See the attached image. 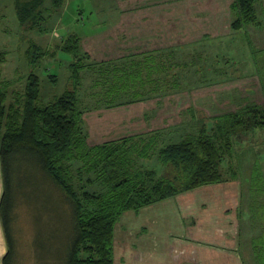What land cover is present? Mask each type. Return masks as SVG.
<instances>
[{
  "label": "trees",
  "instance_id": "obj_1",
  "mask_svg": "<svg viewBox=\"0 0 264 264\" xmlns=\"http://www.w3.org/2000/svg\"><path fill=\"white\" fill-rule=\"evenodd\" d=\"M46 1L15 0L22 29L38 30L48 10ZM63 2L50 3L57 10ZM255 2L234 1V30L256 21ZM58 49L73 57L68 64L70 87L47 104L41 101V77L33 71L47 50L35 42L29 44L26 54L32 70L10 102L8 92L1 87L6 52L0 51V158L4 182L0 216L8 243L3 264H15L16 260L14 221L18 203L31 213L33 194L36 217L46 213L48 219L57 217L46 206L42 212L36 191L44 190L52 197L49 201L53 205L56 202L61 210V226L69 224L68 240L63 243L66 249L58 255L61 264L62 260L64 264H114V228L122 214L184 191L226 181V157L249 134L264 130V105L248 103L234 112L216 115L209 127L201 119L197 128L163 145H159L156 136L145 140L142 135L90 145L82 126L85 72L95 76L93 94L106 97L107 107L149 98L161 87L177 89L182 80H178L173 69L176 64L171 65L170 57L149 55L88 63L79 38L73 34L63 39ZM47 78L54 86L58 82L54 73ZM148 82L154 87L147 89ZM154 156L170 169L158 172L146 167L145 162ZM261 204L251 198L248 206L251 225L256 230L251 239L257 249L256 264H264V214L256 212V208L264 206Z\"/></svg>",
  "mask_w": 264,
  "mask_h": 264
},
{
  "label": "rangeland",
  "instance_id": "obj_2",
  "mask_svg": "<svg viewBox=\"0 0 264 264\" xmlns=\"http://www.w3.org/2000/svg\"><path fill=\"white\" fill-rule=\"evenodd\" d=\"M50 2L47 0L44 4L48 10L44 12L45 19L38 30L27 31L20 26L15 0H0V51L6 52V59L1 66V87L8 92L7 102L12 100L19 88H23L26 77L32 70L26 54L31 42L37 43L44 50L58 53L57 58L45 56L33 68L41 77L42 103H49L70 87L68 64L73 60L72 55L59 52L56 45L61 43L62 36H67V31L62 29L65 11L75 8L78 3L71 2L63 11L61 8L58 10L52 8ZM231 12L232 15L225 16L222 21L223 30L219 34L222 35V39L212 36L213 39L201 40L173 51L171 65L176 64L173 69L179 77L178 80L181 78L183 85L177 89L161 87L158 91L151 92L152 99L141 103L140 106L137 105L130 113L133 117L128 123H125V119H129L130 116L128 111L109 113L104 111L106 97H101L99 93L93 94L96 89L90 86V80L95 76L85 72L81 89V109L82 126L87 137L99 138V135L110 133L109 130L116 136L147 130V133L139 135L146 137L145 140L150 136H156L159 145H163L177 141L186 132L197 128L201 119L205 120L209 127L216 115L234 112L248 103L264 105V30H260V25L264 28V17L261 16L257 23L234 30L232 23L235 14ZM69 27L72 32V27ZM200 55L201 62L197 59ZM167 57H170L168 52L161 55L163 59ZM185 60H193V63L178 64ZM49 73L58 76L55 86L48 81ZM152 86L154 87L152 83L146 84L147 89ZM99 104L103 108L94 110V106ZM90 140L87 139L88 144H96ZM145 164L146 167L156 168L158 172L168 170V166L165 168L155 156ZM223 170L227 182L239 185L240 199L237 200L242 204L240 211L244 212L246 221L249 219L251 224V214L247 208L250 199L264 204V130L249 134L237 145L232 155L226 157ZM232 175L236 178H232ZM36 193L41 206L44 207L41 208L42 212L47 207L51 211L53 209V215L57 217L48 219L47 213L46 216L41 214L36 217L34 209L36 213L38 211L36 205L34 206L32 193L31 213L28 207L18 203L14 221L17 250L15 264H61L58 255L64 253L66 249L63 243H67L68 240L66 231H69V224L61 226L63 219L61 210L56 207V202L53 205L49 201L52 198L50 193L45 190ZM209 194L216 196L214 192ZM256 212L263 216L264 206L256 208ZM67 213L70 218L71 211L68 210ZM133 236L134 231L129 237L130 241H125L123 246L134 242ZM123 246L117 244V255L121 253ZM242 246L249 245L243 241ZM131 254L139 255L134 249Z\"/></svg>",
  "mask_w": 264,
  "mask_h": 264
},
{
  "label": "crops",
  "instance_id": "obj_3",
  "mask_svg": "<svg viewBox=\"0 0 264 264\" xmlns=\"http://www.w3.org/2000/svg\"><path fill=\"white\" fill-rule=\"evenodd\" d=\"M234 1L64 0L60 7L63 11L71 2L78 4L65 11L62 29L67 31V36L73 34L79 38L88 63L104 64L149 55L159 58L167 52L171 58L175 49L181 50L212 36L222 39L219 34L223 30L224 17H230L233 11L236 19ZM254 6V23H257L261 16L264 17V0H256ZM228 21L231 25V19ZM260 27L264 30L262 25ZM47 55L57 58L58 53L47 50ZM200 58L201 55L197 57L199 62ZM183 63L191 65L193 60ZM90 82L92 86V78ZM151 99L105 108L97 105L94 110L103 108L107 113L126 110L130 114L137 105ZM132 117L133 114H130L125 123ZM109 132L99 135V138L88 136L87 139L101 144L128 136H116L111 133L113 131ZM238 188L237 183L226 180L184 191L139 210L124 212L114 228V264H256V251L251 243L256 230L240 211L242 204L237 200L240 199ZM3 191L0 158V203ZM210 192L216 196L213 197ZM133 231L135 241L123 246L125 241H130ZM243 241L249 246L243 247ZM117 244L123 246L118 255ZM133 249L139 253L138 256L131 254ZM7 252L8 243L0 216V264H3Z\"/></svg>",
  "mask_w": 264,
  "mask_h": 264
}]
</instances>
